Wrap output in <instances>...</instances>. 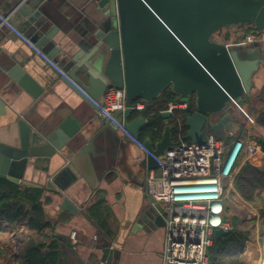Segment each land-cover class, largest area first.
I'll return each instance as SVG.
<instances>
[{
    "label": "water",
    "instance_id": "water-1",
    "mask_svg": "<svg viewBox=\"0 0 264 264\" xmlns=\"http://www.w3.org/2000/svg\"><path fill=\"white\" fill-rule=\"evenodd\" d=\"M0 1L6 6L0 13L34 46L0 26L9 37H0V82L9 78L39 100L47 87L35 80L29 68L36 64L40 50L66 74L58 73V79L73 97L51 120L34 119L33 110L19 115L18 142L0 145V178L65 194L61 210L77 214L78 206L68 190L84 180L94 191L99 186L94 161L103 162L119 141L113 123L96 134L86 128L93 123L88 109L96 110L93 101L102 106L110 88L124 91L128 103L147 105L148 119L131 120L133 108L116 112L115 117L136 138L146 127L143 142L156 158H164L178 141L180 128L182 141L197 145L204 143L209 127L220 139L227 131L240 138L247 135L244 127L234 123L231 108L250 94L252 77L264 65L262 51L259 45L227 46L212 38L240 25L255 26L264 34V0ZM10 41L15 46L6 51L3 45ZM167 89L178 96V104L187 106L185 133L179 119L172 124L170 104L164 111L152 106ZM155 133H159L157 140ZM60 162L62 166L49 174L45 187L25 180L29 167L48 164L43 168L49 173L50 166ZM140 163L146 171L159 168L152 156ZM240 223V218L233 217L232 228L218 229L214 237L230 235ZM160 226L165 222L151 208L133 232Z\"/></svg>",
    "mask_w": 264,
    "mask_h": 264
},
{
    "label": "crops",
    "instance_id": "crops-1",
    "mask_svg": "<svg viewBox=\"0 0 264 264\" xmlns=\"http://www.w3.org/2000/svg\"><path fill=\"white\" fill-rule=\"evenodd\" d=\"M5 7L0 1V10H4ZM7 32V30L0 28V37L6 35L4 38L8 39ZM257 45L262 51L261 56L264 60V44L261 42ZM13 46L15 43L10 41V43H4L3 48L6 50L8 47L11 50ZM2 56L3 53H0V58ZM35 61L36 64L29 68L30 73L39 84L47 87L39 100H33L27 92L9 78L0 82V145L13 146L18 142L17 120L19 115L33 110L34 119L51 120L55 113L64 107L66 108V104L73 98L71 91L60 83L58 72L48 61L39 54ZM53 62L57 64V62ZM93 103L97 107L96 110L88 109L90 121L93 123L86 128L96 134L107 125L98 116L99 105L94 101ZM239 105L249 114L256 116L264 111V65L252 77V90L247 97L239 101ZM145 110L148 111L146 104ZM235 110L236 112H232L234 123L244 127L246 132L250 133L246 126L244 114L236 106ZM138 116L148 119L144 112L136 111L131 116V120ZM29 117L32 116L29 115ZM161 125H163L162 121L160 122ZM206 131L212 132L207 133L208 135L212 134L218 137L210 127ZM250 134L264 137V130L257 125ZM146 136L147 128L144 127L140 139L144 140ZM118 138L119 141L115 145L113 144L103 162L94 161L99 177V186L94 185L96 189L91 191V187L82 180L68 190V195L78 206L79 212L77 214L61 210L60 205L66 196L65 194L55 193L45 187L49 180V174L60 168L62 162L52 164L49 173H46L43 168L47 167L48 164L43 163H40L37 168L29 167L26 171V181L45 187L42 189V201L44 203L48 201L45 203L46 215L54 229V232L49 231L48 234L54 235L55 239L59 241L62 247L63 264H97L101 261L110 263L117 245L121 249L120 264H163L167 235L166 226L155 227L150 230L136 228L133 232L142 215L151 209L145 193L147 171L138 161L141 156L139 149L133 143L125 140L123 136L119 135ZM237 138L240 137L233 135L230 131H227L224 137L229 143L234 142ZM99 201L105 203L106 208L103 210L107 215L106 226L113 233L110 238L105 236L107 239L101 237L100 232L102 231L97 220H91L87 215L88 209ZM72 232H77L78 235V245L75 250L70 242ZM102 233L105 235L104 232ZM28 234L29 231L25 225L12 229L8 224H4L0 232V245L7 250H12L16 245V238ZM106 248L110 254H106ZM253 254L248 252L250 260ZM262 261L257 263L254 261V263L263 264Z\"/></svg>",
    "mask_w": 264,
    "mask_h": 264
},
{
    "label": "built area",
    "instance_id": "built-area-1",
    "mask_svg": "<svg viewBox=\"0 0 264 264\" xmlns=\"http://www.w3.org/2000/svg\"><path fill=\"white\" fill-rule=\"evenodd\" d=\"M0 26H6L34 47L1 13ZM212 39L227 46L257 45L264 39V34L255 26L240 25L223 29ZM37 51L61 76H66L57 64L40 50ZM234 105L244 114L251 133L258 125L257 116L248 114L239 103L234 102ZM130 108L142 113L145 104L139 102L130 107L124 91L110 88L105 94L104 104L99 106L98 116L105 124H115L119 134L139 149V162L152 156L159 165L158 169L147 171L145 193L150 207L165 222L167 235L163 264H209L208 250L213 245L216 230L232 228L233 217L240 218L242 223L243 214L247 219L260 218L257 206L240 196L234 182L246 162H263L261 146L247 132L245 137L232 143L209 134L202 145L192 144L182 141L180 128L178 141L166 151L164 158L159 159L145 147L143 140L126 129L124 122L116 119V112H125ZM186 108V105L171 103L168 110L174 113ZM225 217L228 221H224ZM241 223L239 230L254 228L253 224L244 228ZM70 242L73 249H77V232L71 233ZM262 260L260 262L264 264V258ZM97 264L109 263L101 261Z\"/></svg>",
    "mask_w": 264,
    "mask_h": 264
},
{
    "label": "trees",
    "instance_id": "trees-1",
    "mask_svg": "<svg viewBox=\"0 0 264 264\" xmlns=\"http://www.w3.org/2000/svg\"><path fill=\"white\" fill-rule=\"evenodd\" d=\"M194 102V100H192ZM141 102L137 101L136 103ZM176 96L171 89H167L161 97L152 104L157 111L167 110L168 105L177 103ZM134 107L135 103H128ZM233 105V104H232ZM150 118V110L144 111ZM189 115L188 110H176L172 124L177 125L178 119L183 124L184 133L187 128L184 120ZM158 121L161 122L159 118ZM257 123L264 130V111L257 115ZM212 133L211 131H206ZM159 138V133L154 134V139ZM264 152V137L251 136ZM143 140V139H141ZM235 188L240 196L247 202L261 207V218H264V167H257L246 162L235 182ZM43 190L15 185L6 179L0 178V232L2 226L8 224L12 229L25 225L28 235L16 238V245L12 250H7L0 245V264H63L62 247L54 235L53 226L47 219L45 203L42 201ZM105 203L99 201L88 209V217L97 220L101 237L110 238L113 233L106 226L107 215L103 210ZM97 224V225H98ZM251 231L235 230L230 235L222 238H213V245L208 250L209 264H251L247 248L252 241ZM106 254L108 248H106ZM108 256V255H107Z\"/></svg>",
    "mask_w": 264,
    "mask_h": 264
},
{
    "label": "rangeland",
    "instance_id": "rangeland-1",
    "mask_svg": "<svg viewBox=\"0 0 264 264\" xmlns=\"http://www.w3.org/2000/svg\"><path fill=\"white\" fill-rule=\"evenodd\" d=\"M262 43L264 44V39L262 40ZM257 44H260V43H257ZM231 111L236 112L235 106H232ZM258 157H260V156H258ZM258 164H260V165H258ZM252 165L257 166V167H264V158H263L262 163L255 161V163H253ZM256 206H257V208L259 210V214H260L261 207L259 205H256ZM241 218H242L241 224L244 228H250V227H252L251 226L252 224L254 225V228H252L250 230L252 233L253 239L250 242L251 244L249 243L250 245L247 248V254H248V252L254 253L250 262H251V264H255L254 261L257 263V262H260V260H262L264 258V218H261V214H260L259 219L255 218V217H252L251 219H247V217L244 214L241 215ZM258 234H259V237H258ZM253 244H254V246H253ZM120 258H121V249H120V246L117 245V246H115V251L113 252L112 259H111L109 264H120Z\"/></svg>",
    "mask_w": 264,
    "mask_h": 264
}]
</instances>
